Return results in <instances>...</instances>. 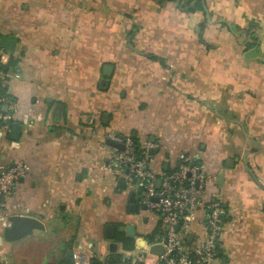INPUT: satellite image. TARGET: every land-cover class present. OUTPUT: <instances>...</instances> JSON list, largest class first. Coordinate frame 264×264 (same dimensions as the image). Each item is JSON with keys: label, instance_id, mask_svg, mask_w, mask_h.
I'll return each instance as SVG.
<instances>
[{"label": "crops", "instance_id": "crops-1", "mask_svg": "<svg viewBox=\"0 0 264 264\" xmlns=\"http://www.w3.org/2000/svg\"><path fill=\"white\" fill-rule=\"evenodd\" d=\"M177 3L0 0V33L18 39L2 60L12 57L18 64L8 89L16 103L13 121L0 130V164L22 160L28 168L5 201L6 215L0 213V264L51 263L44 240L31 245L36 235L45 237L58 212L81 215L73 233L74 264H91L93 256L103 261L118 251L119 243L105 236L107 223L134 225L140 248L127 255L141 252L143 261L155 264L144 238L157 228L158 216L130 210V192L138 191L117 186L121 179L108 166L104 129L87 118L94 109L112 115L116 134L131 132L154 150L148 166L155 174L174 166L180 153L201 164L229 213L219 236L225 256L217 264H239L244 247L254 250L256 233L264 230V189L257 185H264V0H205V9L195 12ZM133 24L139 28L133 42L166 65L125 45ZM107 61L110 81L97 90ZM14 122L22 125L17 140L9 137ZM248 142L257 147L254 155ZM231 156L240 159L229 167ZM10 216L36 218L44 229L5 235ZM190 228L203 235L197 219Z\"/></svg>", "mask_w": 264, "mask_h": 264}, {"label": "built area", "instance_id": "built-area-1", "mask_svg": "<svg viewBox=\"0 0 264 264\" xmlns=\"http://www.w3.org/2000/svg\"><path fill=\"white\" fill-rule=\"evenodd\" d=\"M16 103L11 96L0 94V130L13 121ZM121 143L123 149L109 146L108 166L127 185L134 186L143 195L147 210L158 216L159 236L150 243L163 245L161 255H155V264H217V246L227 212L216 189L208 186V176L201 164L189 154L180 153L176 164L160 174L148 166L150 153L138 145L142 158L136 157V146L131 135L109 137ZM28 171L22 160L0 164V213L6 215L4 205ZM160 185L157 188V181ZM156 197L157 200H150ZM197 219L203 235L190 228ZM192 238L189 240V235ZM195 236V237H194ZM163 238H167L163 242ZM144 259L143 255L138 256Z\"/></svg>", "mask_w": 264, "mask_h": 264}, {"label": "rangeland", "instance_id": "rangeland-1", "mask_svg": "<svg viewBox=\"0 0 264 264\" xmlns=\"http://www.w3.org/2000/svg\"><path fill=\"white\" fill-rule=\"evenodd\" d=\"M177 5H178V8H179L180 7L179 0H178ZM138 31H139V28L133 33V35L131 37H129V35H128V29L125 31V34H124L125 45H127V47L130 48V51L134 52V54H137V55H140V56H144L145 58L147 57L149 59L150 53H146V51L143 48L138 46L137 43L133 42V38L135 37V35H136V33ZM0 34H3V33H0ZM253 38L254 37H252V40H253ZM16 40H18L17 36L14 35L13 33H7V34H3V35L0 36V62L2 64H3L2 60H4L3 59V55L6 54V53H9L11 48L14 46V43L16 42ZM126 52H127V50H126ZM11 59H12V61H14L15 65H12L10 68L7 69L6 75L8 76L7 77L8 81H10L13 77H15V75L13 73L15 72V66H17V64H18V59H15V58H12V57H9L4 63H7ZM108 64L112 65V62H110V61L103 62L102 66L108 65ZM122 64L124 65L125 68L128 67V65H129V63L127 61H123ZM164 65H166V64H163V66ZM99 74L100 75H99V77H97V80H96V82H97V90L100 89V86H99L100 83L102 81H106V82L110 81V78H111V75H112V73L111 74L104 73L103 72V68L101 69ZM131 80H132L131 78H128L127 81L126 80L125 81L127 82V84H131ZM93 84H95V83H93ZM107 84H108V82H107ZM7 89H9L8 83H7ZM123 92L127 93L128 90H125ZM127 111L129 112V110H126L125 113H128ZM87 113L90 115V117H87V118H88L89 121L92 122V124H94L96 121H98L99 127L101 126L104 129V132H103L104 136L103 137L105 138V140L106 139H110L109 138L110 136L116 134L115 133V131H116L115 127H110L111 125H109V122L111 120V116L112 115L109 116V114H107V111L99 112L98 109L97 110L94 109V110H91V111H89ZM125 118H127V116H125ZM127 123H129V122H127ZM108 126H109V128L106 129V127H108ZM128 126H132V125H128ZM124 135H126V134L124 133ZM129 135H131V132H129ZM104 144H108V143L106 141H104ZM254 147L255 146L253 144H250L248 142L246 148H247L249 156L254 155L253 153H257L258 152L257 147L256 148H254ZM248 154L246 153L245 155L247 156ZM239 159L240 158L236 157V156L229 157L226 160L227 161V166H229V167L230 166L231 167L235 166V164L237 162H239ZM245 159H246V157H245ZM245 159H241V160H242L243 164H245L246 167H247V166H249V164L248 163L246 164V161H244ZM253 165L256 167L255 168L256 170L260 169V167H259L260 163L258 161L257 162L254 161ZM211 178L214 181H216L214 177H211ZM257 182H258V180H257ZM260 182H258L257 185L264 189V185L261 184ZM215 199L221 200L219 198V196L215 197ZM78 201L79 200H75L76 203H78ZM221 202H223V201L221 200ZM263 202H264V200L260 201L259 207L261 206L264 209ZM98 213L99 212H96L94 214L95 217L98 216ZM80 214H82V213H80ZM228 216H229V213H227V212L223 215V218H222L223 222L226 221ZM80 222H81V215H78V214H75V213H66V215L64 217L63 216L60 217V212H58L56 214V216L54 217V219L49 220L47 222V225H48L47 229L48 230L45 231L46 233H44L45 237L42 236L41 233H40L41 235L40 234L36 235L37 239H36V237H34L33 244L31 246L34 247L38 243L40 245V241L42 239L45 242V246L46 245L48 246L47 247V255L48 256H50L51 253H57V252H59L60 248L63 246L64 243L70 242L74 231L75 230L78 231V225H79ZM123 232H124V235L128 236L125 231H123ZM156 232H157V234L159 233L158 226L156 228ZM256 235H257L258 241L254 242V244L256 245V246H254V250L252 252H250V253H246L247 248L244 247L243 250H242V254H241L240 260L237 261V262H239V264H264V243H263L264 242V230L259 232V233H256ZM105 236L108 239H115V237H116L115 236L114 238H112V237L108 236L106 233H105ZM129 237H133L134 238L135 236H129ZM144 239L147 240L148 243H150V240L147 238V236H145ZM154 240H155V238H153V241ZM71 242H72V240H71ZM241 242H244V244H246L247 243L246 242V238L244 239V241H243V238H242ZM71 244H72V247H73V243H71ZM135 245H137V247L140 248L138 243H136V239H135ZM16 247L20 248L19 244H16ZM134 249H135V247H134ZM53 250H55V251L53 252ZM218 252H222V249L219 247V242H218V246H217V253ZM21 254L22 253L17 252L16 256L20 257ZM140 254H141V252H139V254L136 253V254L126 255L130 259L129 263H126V264H135L136 259L142 260V259H140L138 257ZM222 254L224 255V253H222ZM106 259L107 258H105L101 262L106 261ZM98 261H100V260L98 258H96L95 256H93L91 258V264H93V263L98 264L97 263ZM144 264H150V263L149 262H147V263L145 262Z\"/></svg>", "mask_w": 264, "mask_h": 264}, {"label": "trees", "instance_id": "trees-1", "mask_svg": "<svg viewBox=\"0 0 264 264\" xmlns=\"http://www.w3.org/2000/svg\"><path fill=\"white\" fill-rule=\"evenodd\" d=\"M159 2L164 1V0H158ZM180 3V8L184 9L185 11L188 12H195V11H202L205 9V0H179ZM249 27H253L255 28V26L249 25ZM138 29V26L136 24H133L130 29L128 30V35L129 37H131L133 35V33ZM199 37H202V32L204 30V25L200 24L199 25ZM256 30V28H255ZM2 34H0L1 36ZM243 44L245 45L244 47L247 48L248 46V41H246L245 43L243 42ZM149 59L151 60H157L159 61L161 64H165V60L163 58H160L156 55L150 54L149 55ZM12 65H15L14 61L9 60L7 63H1L0 62V94L2 95H7V96H11L8 92L7 89V83L9 85V81L7 80V69L10 68ZM135 146L136 148V157L137 158H142V154L141 149L139 148V144L138 141L136 140L135 136H132ZM157 232L156 229L151 232L150 234L147 235V238L152 242L153 238H155ZM71 240L73 242V236L71 237ZM66 242L63 244V246L60 248L59 252L57 253H51L50 254V258L52 259L51 263H47V264H74L73 262V256H72V242ZM115 240L119 243V248L117 252H112L109 254V256L107 257L106 261L101 262L98 261V264H126L129 263L130 259L129 257H127L126 255L129 254L131 252V250L134 249L135 247V239L133 237H129L124 235V233H118L117 236L115 237ZM68 243V244H67ZM68 245V246H67ZM68 248V249H67ZM223 254L222 252H218L217 253V261H220L221 258H223ZM145 261L136 259L135 264H144Z\"/></svg>", "mask_w": 264, "mask_h": 264}, {"label": "water", "instance_id": "water-1", "mask_svg": "<svg viewBox=\"0 0 264 264\" xmlns=\"http://www.w3.org/2000/svg\"><path fill=\"white\" fill-rule=\"evenodd\" d=\"M112 69H113V66L111 64L103 66V72L106 74H111ZM106 84H107L106 81L101 82L102 87H105ZM21 128H22V125L19 124L18 122L12 123L10 132H9V137L13 140H17L19 138ZM116 135H119V134H116ZM152 142H153V139H152ZM107 143L111 146H116L120 149H123V145L121 143L115 142L113 139H108ZM149 153L152 155L154 153V150L150 149ZM159 185H160V179H158L156 187L158 188ZM117 186L120 188H125L126 182L124 180H118ZM135 198L137 199L136 201H139V202H134ZM129 199L130 201H132L130 205V210L137 211L138 208H140L141 210H147V205L142 201L143 195L140 193V191H138V193L135 191L130 192ZM150 200L156 201L157 198L151 197ZM63 208L64 206L61 205V209ZM9 222H10L9 226L5 228V235L15 234L17 236H23L25 234L31 233L34 229H44V225L38 219L29 217V216H10ZM115 228H116V224L107 223L105 225V233L108 236L114 238L113 232ZM118 230L121 232L125 231L128 236L135 235V227L132 224L126 225V226H122V225L118 226ZM191 237H192V234L189 235V240L191 239ZM166 241H167V238H163V242H166ZM0 243H1V237H0ZM114 248H115V245L112 244L111 249L113 250ZM162 252H163V245L160 243L152 244L149 247L150 254L161 255Z\"/></svg>", "mask_w": 264, "mask_h": 264}, {"label": "flooded vegetation", "instance_id": "flooded-vegetation-1", "mask_svg": "<svg viewBox=\"0 0 264 264\" xmlns=\"http://www.w3.org/2000/svg\"><path fill=\"white\" fill-rule=\"evenodd\" d=\"M140 209V208H139ZM117 230H118V225L116 224V228L114 229V237H115V235H116V232H117Z\"/></svg>", "mask_w": 264, "mask_h": 264}]
</instances>
